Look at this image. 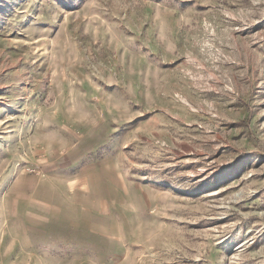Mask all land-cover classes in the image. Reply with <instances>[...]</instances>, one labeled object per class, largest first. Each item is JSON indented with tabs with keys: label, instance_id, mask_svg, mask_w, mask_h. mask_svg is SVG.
I'll list each match as a JSON object with an SVG mask.
<instances>
[{
	"label": "rangeland",
	"instance_id": "1",
	"mask_svg": "<svg viewBox=\"0 0 264 264\" xmlns=\"http://www.w3.org/2000/svg\"><path fill=\"white\" fill-rule=\"evenodd\" d=\"M0 264H264V0H0Z\"/></svg>",
	"mask_w": 264,
	"mask_h": 264
}]
</instances>
